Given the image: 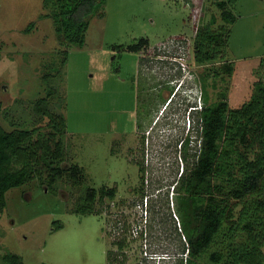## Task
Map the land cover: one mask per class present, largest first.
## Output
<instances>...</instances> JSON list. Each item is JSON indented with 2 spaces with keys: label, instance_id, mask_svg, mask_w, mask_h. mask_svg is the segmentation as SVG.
<instances>
[{
  "label": "rangeland",
  "instance_id": "1",
  "mask_svg": "<svg viewBox=\"0 0 264 264\" xmlns=\"http://www.w3.org/2000/svg\"><path fill=\"white\" fill-rule=\"evenodd\" d=\"M232 12L237 19L229 25L226 58L199 65L193 53L199 25L212 17L214 29L223 25L214 0H107L85 44L67 47L63 65L66 48L44 0H0V124L12 131L10 115L16 123L27 118V125L45 130L48 119L39 124L40 117L26 108L47 97L43 77L55 75L52 110L66 120L65 167L77 165L83 173L77 185L67 173L55 191L35 180L6 193L0 264L9 254L21 256L24 264H114L109 252L113 258L118 254L117 264L192 263L182 207L186 196L179 190L195 161H186L182 146L188 107L182 105L171 123L167 117L180 101L182 83L198 95L206 88L209 103L226 91L230 106L239 107L264 79V0H237ZM142 38L149 40L146 48L128 51ZM226 62L235 64L234 74L214 79ZM89 189L97 192L94 213H77L76 202ZM111 189L115 198L101 200L102 190ZM262 196L244 201L242 223ZM124 234L126 246L118 250ZM245 238L243 230L226 232L200 263L215 264L211 253H225Z\"/></svg>",
  "mask_w": 264,
  "mask_h": 264
},
{
  "label": "trees",
  "instance_id": "2",
  "mask_svg": "<svg viewBox=\"0 0 264 264\" xmlns=\"http://www.w3.org/2000/svg\"><path fill=\"white\" fill-rule=\"evenodd\" d=\"M106 1L44 0L59 44L66 48L62 50L65 56L63 65L68 57L67 47L85 44L90 23L95 16L101 15ZM236 2L214 0L215 7L221 12L223 25L214 29L215 17L207 25H199L193 48L196 64L205 65L226 58L229 25L237 19L232 12ZM148 44L149 40L142 38L127 49L139 52ZM116 49L126 50L123 46ZM234 72L235 64L226 62L216 70L214 79L222 74L232 76ZM43 78L48 87L47 97L26 109L33 112L32 117H40L39 124L47 118L46 129L36 128L33 123L27 125V118L23 123H16L10 115L6 118L13 121L12 131H7L0 124V218L6 208L5 195L13 188L38 180L46 190L55 191L58 183L68 177L67 173H70L68 180L74 185L83 178L77 165L65 167L68 158L66 120L62 113L52 110L58 94L52 86L56 76L44 75ZM218 97L216 102L209 103L207 90L205 88L203 92L202 86L204 104L197 110L195 161L179 186L186 196L182 207L184 228L189 238L187 250L193 260L191 264H201L203 256L226 232L239 234L243 230L244 242L234 243L225 253H211L210 260L215 264H264V79L253 84L248 100L239 107L230 106L226 91L220 92ZM2 110L0 102V112ZM188 139L182 141V146H187ZM96 193V190L89 189L81 200L85 203L79 200L73 210L81 214L94 213ZM101 194V200H113L116 190H102ZM256 195H263V198L253 200L248 207L252 217L244 224L242 213H247V205L243 203ZM240 205L243 208L236 212ZM126 235L117 243L120 249L126 246ZM185 250L184 247L182 254ZM108 256L113 262V252ZM4 260V264H24L22 257L16 254L6 255Z\"/></svg>",
  "mask_w": 264,
  "mask_h": 264
},
{
  "label": "flooded vegetation",
  "instance_id": "3",
  "mask_svg": "<svg viewBox=\"0 0 264 264\" xmlns=\"http://www.w3.org/2000/svg\"><path fill=\"white\" fill-rule=\"evenodd\" d=\"M202 100H203V104H204V99L202 98ZM185 104L188 107L187 113H186L187 114L188 125L191 122L190 129L187 128L188 129L187 132H189V135L187 134V136L183 140V141H186V140H189L188 138H190V141L188 142L187 146L184 147V150H185V159H186V161H188L189 159H192L193 158V154H194V152L196 151V148H197V147H194L192 145V143L194 142L193 135L192 134H195L196 135V133H197L196 120H197L198 113L196 111V108L198 107V99L195 102L191 101V103L186 102ZM178 111H180V109ZM138 116H139V113L137 114V117L135 118V121L139 119ZM116 246H117V249L120 250V248H119V246L117 244H116ZM117 255L118 254L116 253V256L113 258V262H115L114 264H117V262H118ZM161 258H163V256ZM163 259H165V258H163Z\"/></svg>",
  "mask_w": 264,
  "mask_h": 264
},
{
  "label": "clouds",
  "instance_id": "4",
  "mask_svg": "<svg viewBox=\"0 0 264 264\" xmlns=\"http://www.w3.org/2000/svg\"><path fill=\"white\" fill-rule=\"evenodd\" d=\"M178 90H179L178 93H180L179 96L181 98L179 99L180 101L177 100L178 101L177 104H175V106L173 107V109L171 111V114L167 117V120L169 123L175 121V119L172 116L175 115L176 113H178L177 110L180 109L179 113H182V108H181L182 105L186 106V104H185L186 102L191 103V101L195 102L198 99V94L196 93V90L192 89V87H187V86H185V84L182 83L179 85ZM201 108H202V105H200L198 102V107L196 108V111L201 109ZM190 127H191V122L187 128L190 129ZM185 128H186V126H185ZM187 134L189 135V132H187ZM196 136H197V134H196Z\"/></svg>",
  "mask_w": 264,
  "mask_h": 264
},
{
  "label": "built area",
  "instance_id": "5",
  "mask_svg": "<svg viewBox=\"0 0 264 264\" xmlns=\"http://www.w3.org/2000/svg\"><path fill=\"white\" fill-rule=\"evenodd\" d=\"M198 102L200 105H203L202 95H198Z\"/></svg>",
  "mask_w": 264,
  "mask_h": 264
}]
</instances>
